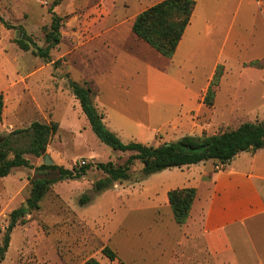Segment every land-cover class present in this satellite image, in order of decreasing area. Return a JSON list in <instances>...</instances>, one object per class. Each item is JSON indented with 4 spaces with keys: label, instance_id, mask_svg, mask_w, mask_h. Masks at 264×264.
Wrapping results in <instances>:
<instances>
[{
    "label": "rangeland",
    "instance_id": "374dc122",
    "mask_svg": "<svg viewBox=\"0 0 264 264\" xmlns=\"http://www.w3.org/2000/svg\"><path fill=\"white\" fill-rule=\"evenodd\" d=\"M220 1L224 7L238 9L242 34L230 39L228 58L220 62L226 90L221 100L237 95L239 113L249 111L251 116L213 123L202 133L181 122L178 128L169 122L173 105L179 107L173 102L177 97L170 101L172 91L167 86L172 82L155 77L154 71L162 69L182 78L187 86L201 89L211 61L203 65L195 61L198 68L184 60L174 62L138 38L132 24L140 11L134 10L132 0H0L4 20H0V92L4 97L0 142L36 120L59 125L42 156L24 154L31 166L15 167L9 175L0 176V245L14 209L24 206L27 219L13 229L0 264H83L91 257L102 264H228L223 257L202 250L200 229L188 219L179 224L167 199L168 190L182 187L188 173L219 170L221 166L213 160L197 163L193 171L173 167L140 180L142 164L136 161L132 180L100 191L94 183L105 173L95 166L76 179L60 178L57 169L40 168L46 155L53 160L51 165L66 168L80 162L122 163L130 155L101 142L70 80L87 82L93 88L105 124L124 142L159 145L176 141L182 134L203 136L264 120V0ZM52 12L62 17V37L46 60L33 48H20L16 39L21 35L18 26H23L45 47ZM255 61L259 65H251ZM195 70L203 73L194 74ZM26 143L27 138H22L17 146ZM39 177L53 182L40 207L28 209L31 181ZM83 195L90 196V201L81 203ZM257 228L258 248L236 249L231 264H264V225ZM105 246L116 252L114 260L103 252Z\"/></svg>",
    "mask_w": 264,
    "mask_h": 264
},
{
    "label": "trees",
    "instance_id": "16d2710c",
    "mask_svg": "<svg viewBox=\"0 0 264 264\" xmlns=\"http://www.w3.org/2000/svg\"><path fill=\"white\" fill-rule=\"evenodd\" d=\"M195 7L196 0H161L137 14L132 24V31L138 38L147 42L159 53L171 58L191 22ZM0 20L4 21L1 16ZM7 26L15 27L8 24ZM61 26L62 17L52 12L50 28L45 36L47 42L45 47L38 45L28 35L23 26H18L21 29V35L16 39V42L23 50L33 48L34 53L49 60L51 49L61 42ZM251 65L257 66L259 62H252ZM222 76L223 65L219 64L204 97V102L208 106L214 104ZM69 84L88 118L90 126L101 142L109 145L114 150L130 152V155L122 163H116L113 160L96 163L80 162L73 168L55 164H42L40 168L57 169L60 178L76 179L86 175L95 166L105 173L104 177L99 178L94 183L98 191L116 182L132 180L135 174L132 167L136 161H140L142 164L137 175L138 180H140L166 169L190 166L208 160H213L217 166L226 165L240 152L256 151L264 147V120L246 121L237 128L214 134H204L203 136L185 135L176 141H165L159 145L139 141L124 142L117 133L110 130L105 124V114L99 111L94 102L93 88L87 82L80 83L70 80ZM3 109L4 97L3 93L0 92V120L2 119ZM58 126L56 122L45 123L36 120L29 127L14 130L2 137L0 142V176L9 175L15 167L31 166L29 159L24 154L31 153L42 156ZM22 138H27V143L24 146H17ZM11 153L13 156H10ZM52 182V179L46 177H39L31 181L30 195L27 199L28 209L40 207V200L49 190ZM195 197L196 188L194 187H177L168 191V201L174 218L179 224L185 223L188 219ZM89 201L90 196H82L81 203L84 204ZM25 214L26 209L24 206L11 212L3 244L0 245V261L5 258L13 229L18 224L26 223ZM103 252L112 260L117 257L116 252L110 246H105ZM83 264L102 263L97 258L91 257Z\"/></svg>",
    "mask_w": 264,
    "mask_h": 264
},
{
    "label": "crops",
    "instance_id": "0c3cea01",
    "mask_svg": "<svg viewBox=\"0 0 264 264\" xmlns=\"http://www.w3.org/2000/svg\"><path fill=\"white\" fill-rule=\"evenodd\" d=\"M159 1L132 0V4L136 7L134 10L141 12ZM196 1L191 22L171 59L174 62L187 61L197 68L195 61L203 65L205 60H210V72L206 74L202 88L187 86L182 78H176L174 74L162 69L155 68L154 72L155 77L172 82V85L167 86L172 91L170 101L177 97L173 102L179 106L172 104L174 110L169 122L173 127L178 128L181 122L182 125H188L191 131L203 133L209 131L213 123L220 124L229 118L251 115L249 111L239 113L235 99L237 95L234 94L232 100H221L226 91L223 89V76L214 104L208 106L204 102L217 66L228 58L226 47L230 39H236L242 34L238 29V9L224 7L220 0L212 4ZM198 72L202 70H195L194 74ZM197 165L183 167L193 171L198 168ZM220 166L217 171L205 168L199 169L196 175L188 173L182 187L196 188L188 220L192 226L200 229L198 236L202 250L210 256H221L231 264L236 249L243 251L258 248L257 227L264 225V147L256 151L240 152L229 163Z\"/></svg>",
    "mask_w": 264,
    "mask_h": 264
},
{
    "label": "water",
    "instance_id": "95a60500",
    "mask_svg": "<svg viewBox=\"0 0 264 264\" xmlns=\"http://www.w3.org/2000/svg\"><path fill=\"white\" fill-rule=\"evenodd\" d=\"M44 162H45V164H47V165H51V164H53V160L50 158L49 155H46V156H45V160H44ZM26 206L28 207V204H27V203H26Z\"/></svg>",
    "mask_w": 264,
    "mask_h": 264
},
{
    "label": "built area",
    "instance_id": "2783aa9c",
    "mask_svg": "<svg viewBox=\"0 0 264 264\" xmlns=\"http://www.w3.org/2000/svg\"><path fill=\"white\" fill-rule=\"evenodd\" d=\"M44 2H45V3H47V2H48V0H44Z\"/></svg>",
    "mask_w": 264,
    "mask_h": 264
}]
</instances>
